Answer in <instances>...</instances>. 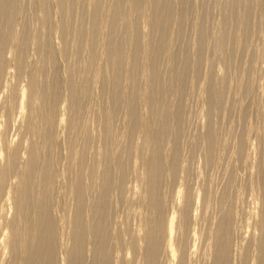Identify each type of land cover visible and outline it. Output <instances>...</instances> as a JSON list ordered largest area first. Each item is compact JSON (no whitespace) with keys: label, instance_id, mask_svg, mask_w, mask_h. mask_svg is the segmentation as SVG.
Wrapping results in <instances>:
<instances>
[{"label":"bare ground","instance_id":"obj_1","mask_svg":"<svg viewBox=\"0 0 264 264\" xmlns=\"http://www.w3.org/2000/svg\"><path fill=\"white\" fill-rule=\"evenodd\" d=\"M0 264H264V0H0Z\"/></svg>","mask_w":264,"mask_h":264},{"label":"rangeland","instance_id":"obj_2","mask_svg":"<svg viewBox=\"0 0 264 264\" xmlns=\"http://www.w3.org/2000/svg\"><path fill=\"white\" fill-rule=\"evenodd\" d=\"M185 95H186V93H185ZM191 97H192V96H190V95H189V97H188L187 95L185 96V98H186V100H187V103H188V104H191V103H192L191 105H193V106L190 105V108H191L190 110H192V112H193V111H196V110H195V107H196V104H197V103L195 104V101H194L195 99H194L193 97H192V99H191ZM188 101H189V102H188ZM192 101H193V102H192ZM197 106H198V105H197ZM191 123H192V126H194V123H195V124L197 123V120H196V122H195V117H194V116H192Z\"/></svg>","mask_w":264,"mask_h":264}]
</instances>
